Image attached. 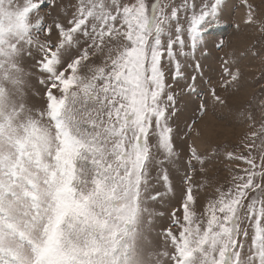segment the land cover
Returning a JSON list of instances; mask_svg holds the SVG:
<instances>
[{
  "label": "snow or ice",
  "instance_id": "1",
  "mask_svg": "<svg viewBox=\"0 0 264 264\" xmlns=\"http://www.w3.org/2000/svg\"><path fill=\"white\" fill-rule=\"evenodd\" d=\"M242 3L243 23L264 34V17ZM43 6L0 0V264H264V119L257 129L251 114L245 151L226 152L245 166L231 169L228 186L216 187L199 215L186 172L162 247L151 239L156 213L148 205L159 199L153 165L179 160V94L165 59H175L185 31L196 49L224 0L199 11L193 0L186 28L180 14L188 0H76L63 18L41 15ZM222 74L221 88L240 78L227 60ZM181 78L176 61L172 79ZM33 80L40 104L29 99ZM190 80L189 89L196 76ZM211 96L226 103L215 88ZM206 111V100L194 109ZM187 120L188 134L199 137L195 115ZM188 148L186 167L195 172L198 163L205 173L204 157ZM162 179L170 188L166 169Z\"/></svg>",
  "mask_w": 264,
  "mask_h": 264
},
{
  "label": "rangeland",
  "instance_id": "2",
  "mask_svg": "<svg viewBox=\"0 0 264 264\" xmlns=\"http://www.w3.org/2000/svg\"><path fill=\"white\" fill-rule=\"evenodd\" d=\"M152 2L153 0H148L149 4ZM211 2L213 0H195L197 11L204 3ZM56 3L60 7L54 9L52 0H44L40 14L56 17L59 13L63 18L65 8L70 14L71 6L76 0H56ZM175 3L180 4L181 0H175ZM192 3L193 0H188L187 12L182 10L180 14V23L185 28V17L191 15ZM248 3L253 6L258 18L264 17V0H248ZM246 12L247 8L242 0H224L223 11L218 18L202 26L196 49L191 48L190 37L185 31L183 33L185 43L183 47L177 45L175 59L172 61L165 59L168 83L173 86V91L179 94L178 108L181 111L179 118L173 123V127L178 126L175 148L179 160L165 164L163 168L154 164L152 168V183L159 192V199L150 202L148 207L156 213L151 239L158 248L163 245V230L171 225L170 213L180 206L183 191L188 187L185 182L186 172L192 176L191 184L197 197L195 211L199 215L208 199L215 195L214 189L218 186L225 188L228 186L231 169L245 166L242 162L229 160L226 152L245 151L241 144L252 123L247 119L248 115L254 117L257 129L259 122L264 119V34H261L259 25L246 26L243 23ZM48 22L51 23V20L49 19ZM237 24L240 25L239 28L236 27ZM40 39H44L42 34ZM221 42H223L222 46L217 47ZM225 60L232 65V71L239 69L240 78L231 86L221 88L220 85L225 80L222 74ZM176 61L181 65L183 78L173 81ZM196 62L201 65L199 71L193 68ZM27 63L31 65L33 61L29 60ZM33 71L35 72L34 69ZM191 76H196V80L194 88L189 89L186 85L192 83ZM32 84L30 102L40 104L41 96L37 93L42 92V88L35 80ZM212 88H215L217 94L226 101L225 104L221 105L213 100ZM201 100L207 101V111L202 117L194 113ZM193 115L196 120L194 128L200 131L199 137L195 132L189 135L185 128L187 118ZM187 123L191 124V121L187 120ZM256 143L259 145L260 141L257 140ZM189 145H194L204 157L206 161L204 167L207 169L205 173L199 171L198 163L195 164L197 169L195 172H191L186 167ZM256 155H259V149ZM154 156L163 159V154L155 150ZM163 169L167 170L170 188L162 179ZM249 229L251 235L250 225Z\"/></svg>",
  "mask_w": 264,
  "mask_h": 264
}]
</instances>
